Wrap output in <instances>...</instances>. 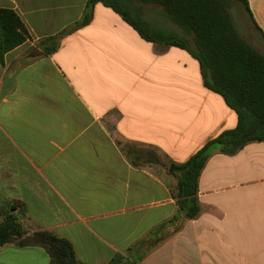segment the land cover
I'll return each instance as SVG.
<instances>
[{"label":"crops","instance_id":"1","mask_svg":"<svg viewBox=\"0 0 264 264\" xmlns=\"http://www.w3.org/2000/svg\"><path fill=\"white\" fill-rule=\"evenodd\" d=\"M87 2L0 0L29 33L0 61V206L24 204L23 223L68 240L82 264L117 255L145 256L137 264H264V143L213 154L199 179L202 212L177 231L170 165L234 130L238 116L205 86L187 50L146 41L101 3L47 55L43 42L79 22ZM247 2L264 35V0ZM248 23L246 38L261 43ZM151 236L152 249L137 246ZM0 264L50 257L6 244Z\"/></svg>","mask_w":264,"mask_h":264},{"label":"trees","instance_id":"2","mask_svg":"<svg viewBox=\"0 0 264 264\" xmlns=\"http://www.w3.org/2000/svg\"><path fill=\"white\" fill-rule=\"evenodd\" d=\"M99 3L119 14L146 41L187 50L199 61L205 86L221 95L238 116L234 130L225 131L208 142L186 163L170 165V174L178 179V215L171 223H178L179 231L185 221L197 219L202 212L199 179L213 154L234 156L248 144L264 143V35L252 18L247 0H88L82 19L61 35L46 39L44 52L55 53L62 36L89 25ZM137 3L160 7L164 16L186 36L151 26L142 17ZM236 6L244 7L261 34V43L254 44L241 34L232 13ZM28 39L29 33L18 14L0 9V61ZM25 211L22 203L0 206L1 246L41 247L49 254L50 264H82L68 240L46 230L27 229L23 223ZM153 242L152 237L137 246L149 243L152 249L156 245ZM135 248L129 250L130 254ZM144 257L117 255L108 264H137Z\"/></svg>","mask_w":264,"mask_h":264},{"label":"rangeland","instance_id":"3","mask_svg":"<svg viewBox=\"0 0 264 264\" xmlns=\"http://www.w3.org/2000/svg\"><path fill=\"white\" fill-rule=\"evenodd\" d=\"M136 6L143 11L144 13H146V18L149 19L152 23H154L155 25H157L158 27H161V29L165 30L166 32L169 33H174L180 37H185L186 34L174 23H172L168 18H166L164 15V17L161 16H157L156 14L153 13V11L148 7L150 5H143L140 3H137ZM236 25L239 29V31L245 36L248 37V26H249V18L248 16L245 14L244 10L240 7L238 8L237 6L232 10ZM170 24V29L167 27L166 24ZM168 24V25H169ZM163 25V26H161ZM156 27V26H154ZM25 225V224H24ZM25 227L27 229H29L26 225ZM32 230L33 229H29Z\"/></svg>","mask_w":264,"mask_h":264}]
</instances>
